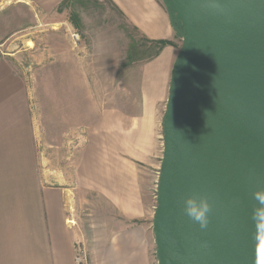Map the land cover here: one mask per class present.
<instances>
[{
	"label": "crops",
	"instance_id": "crops-1",
	"mask_svg": "<svg viewBox=\"0 0 264 264\" xmlns=\"http://www.w3.org/2000/svg\"><path fill=\"white\" fill-rule=\"evenodd\" d=\"M61 1L0 0V264H75L79 240L88 247L90 264H155L151 185L162 166L163 100L170 94L181 48L167 45L139 65L136 114L107 108L89 130L75 180L80 182L85 166L97 182L91 191L106 199L91 202V221L84 229L74 200L78 186L66 182L65 166L58 169V183L52 182L50 158L37 152L30 87L18 72L16 54L4 49V34L12 25L5 10L16 19L21 9L43 15L58 10ZM112 1L150 42L176 41L164 0Z\"/></svg>",
	"mask_w": 264,
	"mask_h": 264
},
{
	"label": "water",
	"instance_id": "water-1",
	"mask_svg": "<svg viewBox=\"0 0 264 264\" xmlns=\"http://www.w3.org/2000/svg\"><path fill=\"white\" fill-rule=\"evenodd\" d=\"M166 1L184 51L163 125L158 263L264 264L252 219L264 187V0ZM193 193L212 204L206 229L184 212Z\"/></svg>",
	"mask_w": 264,
	"mask_h": 264
},
{
	"label": "rangeland",
	"instance_id": "rangeland-1",
	"mask_svg": "<svg viewBox=\"0 0 264 264\" xmlns=\"http://www.w3.org/2000/svg\"><path fill=\"white\" fill-rule=\"evenodd\" d=\"M10 12L7 9L3 14L12 24L4 34V49L16 54L18 72L30 87L37 152L50 158L53 183H58V169L65 166L66 182L78 186L76 212L87 229L91 202L106 198L91 191L97 182L85 166L80 182L75 180L77 157L86 150L89 130L107 108L137 113L139 65L151 60L158 48L127 22L112 0H63L49 14L21 9L18 20L8 16ZM73 33L79 34V41H74ZM174 42L182 49V32H176ZM168 96L163 100V122ZM99 151L106 156L105 147ZM159 172L160 168L153 173L151 185L155 215ZM154 261L158 264L157 249Z\"/></svg>",
	"mask_w": 264,
	"mask_h": 264
},
{
	"label": "clouds",
	"instance_id": "clouds-1",
	"mask_svg": "<svg viewBox=\"0 0 264 264\" xmlns=\"http://www.w3.org/2000/svg\"><path fill=\"white\" fill-rule=\"evenodd\" d=\"M207 110L205 114H207ZM207 126V120H206ZM255 204L252 209V219L258 229H264V187H257L252 192ZM212 204L206 195L200 193L189 194L184 199V212L201 229H206L209 224V216Z\"/></svg>",
	"mask_w": 264,
	"mask_h": 264
},
{
	"label": "built area",
	"instance_id": "built-area-1",
	"mask_svg": "<svg viewBox=\"0 0 264 264\" xmlns=\"http://www.w3.org/2000/svg\"><path fill=\"white\" fill-rule=\"evenodd\" d=\"M72 37L75 42L79 41L80 39L79 34L77 33H73ZM159 175H161V172H159ZM158 195L156 197H158ZM69 224L72 226H76V222L74 220H69ZM75 264H90L89 250L86 243L82 240L77 241L75 244Z\"/></svg>",
	"mask_w": 264,
	"mask_h": 264
},
{
	"label": "trees",
	"instance_id": "trees-1",
	"mask_svg": "<svg viewBox=\"0 0 264 264\" xmlns=\"http://www.w3.org/2000/svg\"><path fill=\"white\" fill-rule=\"evenodd\" d=\"M166 1V0H165ZM167 2V1H166ZM168 4V3H167ZM168 7H169V5H168ZM169 10H170V13H171V15H172V20H173V24H174V28H175V30H176V32H182L183 33V36H184V30L182 29V28H180L178 25H177V23H176V19H175V15H174V13L172 12V10L170 9V7H169ZM152 43H154L156 46H157V48H158V51H157V54L156 55H158L161 51H162V49L165 47V46H167V45H173V46H177L176 45V43L174 42V41H171V40H159V41H156V42H152ZM183 51H184V46L182 47V49H181V54H180V56L183 54ZM155 55V56H156ZM180 56H179V58H180ZM179 60V59H178ZM178 62V61H177ZM176 66H177V64H176ZM176 66H175V69H174V73H175V70H176ZM172 86V85H171Z\"/></svg>",
	"mask_w": 264,
	"mask_h": 264
}]
</instances>
